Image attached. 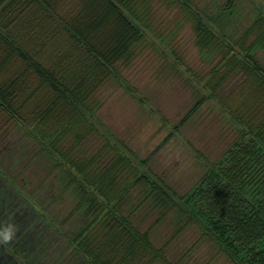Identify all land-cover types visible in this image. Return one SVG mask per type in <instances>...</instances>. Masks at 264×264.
Segmentation results:
<instances>
[{
    "label": "trees",
    "instance_id": "obj_1",
    "mask_svg": "<svg viewBox=\"0 0 264 264\" xmlns=\"http://www.w3.org/2000/svg\"><path fill=\"white\" fill-rule=\"evenodd\" d=\"M187 24L205 72L182 58ZM145 47L171 69L149 98L178 116L151 147L112 141L96 123L105 86L133 88L124 72ZM262 49L257 0H0V135L11 134L0 185L14 187L18 251L41 264H183L167 250L195 226L233 264H264ZM231 80L237 112L218 94ZM212 100L223 133L237 130L216 155L193 123ZM57 202L55 228L42 211ZM167 218L175 230L159 245L153 230Z\"/></svg>",
    "mask_w": 264,
    "mask_h": 264
},
{
    "label": "rangeland",
    "instance_id": "obj_2",
    "mask_svg": "<svg viewBox=\"0 0 264 264\" xmlns=\"http://www.w3.org/2000/svg\"><path fill=\"white\" fill-rule=\"evenodd\" d=\"M257 1L259 3H264V0ZM248 7L250 8V5H248ZM159 11V13L164 16L165 14L171 15L173 13V11L171 13L168 12V10L163 11L162 9ZM178 41L185 63L190 65L195 72H205L204 70L208 69L209 65L204 63L200 58L199 50L193 42L194 36L189 24L184 25V27L180 29ZM257 54L259 61L264 64V49L258 50ZM165 60V57H160L154 50H149V48L145 47L133 64L124 72L126 82L133 88L125 89L123 85L117 83L112 85L107 84L105 86L102 92L103 94L101 95L102 105H100L96 113V123L98 125L101 123L106 125L105 129H101L108 132V136L112 141L119 137L127 141L129 139L131 143H133L132 146L147 142L150 144L149 147H151L158 142L157 139L164 137L167 131L173 128L174 120H176L178 116L172 115L171 113H169V115L165 113L161 114V108L167 110L170 100H167V102L164 101L163 105L160 100H158L157 104L149 98L152 97V93L156 97V93L152 92L153 90L148 93V90L154 89L156 83H161L168 78L171 69L167 66L168 62H165ZM231 81L225 83V87L219 90L218 94L224 96L226 100L231 99V102H234L232 105L234 112H237L236 105L239 102L238 86ZM233 86V94L232 97H230L232 92L230 94L229 92ZM174 89V93H178L180 90L185 89V87L178 84ZM141 97H144L145 100L142 101ZM216 102L218 104V101ZM216 102L212 100L202 105L193 122L194 125L196 123L199 124L197 128H202L203 137L205 139L211 135L208 149L210 150V154L215 155L237 135V130L231 126H225L226 131L224 130L223 133L224 119L219 114ZM173 112L175 113V111ZM4 118H6V116H4ZM1 119L2 117L0 116V120ZM220 125L222 133L218 128ZM19 131L21 132L20 129L17 130V132ZM9 138H11V134H8L5 140L0 135V154L2 153L1 150L5 149V143H7L4 141H7ZM95 145L96 138L92 141L88 140L85 143V147ZM185 146L186 143L184 142L183 147ZM171 147H174L173 143L169 148ZM205 150V152L208 151L207 149ZM55 207L56 208L51 211L52 215L48 213L47 210L42 211V214L53 222L55 228H58V202ZM155 218L156 215L148 217L144 223V227L151 224ZM174 230L175 226L168 218L155 226L153 231L157 244L160 245L168 240ZM65 254H67V251H65ZM167 256L171 260H177L183 256V264H233L214 244L206 238H201L200 231L195 226L188 227L178 238L170 243Z\"/></svg>",
    "mask_w": 264,
    "mask_h": 264
},
{
    "label": "flooded vegetation",
    "instance_id": "obj_3",
    "mask_svg": "<svg viewBox=\"0 0 264 264\" xmlns=\"http://www.w3.org/2000/svg\"><path fill=\"white\" fill-rule=\"evenodd\" d=\"M13 189V186L0 185V230H3L9 225L12 226L13 230L15 228L13 222L14 211L12 207H9L14 203L12 200L14 199ZM15 235V231H13L11 239L8 242H0V264H41L40 260L38 262L34 260L32 263L28 258V251L24 253L18 251L16 248L17 244L14 242ZM25 241L26 243L24 242L23 245L27 244L29 246V238Z\"/></svg>",
    "mask_w": 264,
    "mask_h": 264
},
{
    "label": "clouds",
    "instance_id": "obj_4",
    "mask_svg": "<svg viewBox=\"0 0 264 264\" xmlns=\"http://www.w3.org/2000/svg\"><path fill=\"white\" fill-rule=\"evenodd\" d=\"M13 228L11 225L7 226L3 230H0V242H8L13 234Z\"/></svg>",
    "mask_w": 264,
    "mask_h": 264
}]
</instances>
